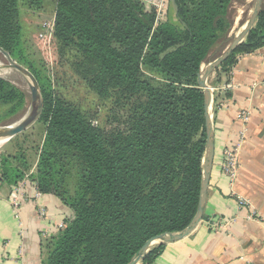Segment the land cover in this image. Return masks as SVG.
Instances as JSON below:
<instances>
[{"label":"trees","instance_id":"16d2710c","mask_svg":"<svg viewBox=\"0 0 264 264\" xmlns=\"http://www.w3.org/2000/svg\"><path fill=\"white\" fill-rule=\"evenodd\" d=\"M234 1L170 0L177 22L167 7L166 19L155 23V11L142 0H52L54 39L77 50L82 79L118 109L121 121L105 130L45 86L25 56L20 7L37 10L44 0H0V49L36 78L45 132L34 171L19 152V164L3 159L0 182L15 185L27 175L72 210L46 242L41 264H127L152 236L188 225L205 151L197 75L221 41L227 46ZM263 46L264 4L218 72L229 73L239 55ZM25 99L0 77L2 118ZM71 167L77 170L73 195L66 188ZM164 245L152 246L139 264H152Z\"/></svg>","mask_w":264,"mask_h":264},{"label":"crops","instance_id":"0c3cea01","mask_svg":"<svg viewBox=\"0 0 264 264\" xmlns=\"http://www.w3.org/2000/svg\"><path fill=\"white\" fill-rule=\"evenodd\" d=\"M168 10L171 22H177L175 7L169 4ZM239 20L233 21L230 32ZM211 76L212 87L219 91L213 94L214 156L203 217L188 236L165 243L152 264H264V46L239 55L229 73L214 71ZM240 109L250 111V120L240 168L231 182L221 171L222 149L235 138ZM22 182L23 196L16 208L7 198L14 185L0 182V264H41L46 242L72 216L57 196H36L30 177ZM239 197L249 206H239ZM40 208L45 218L39 216ZM251 210L260 219L247 218Z\"/></svg>","mask_w":264,"mask_h":264},{"label":"rangeland","instance_id":"374dc122","mask_svg":"<svg viewBox=\"0 0 264 264\" xmlns=\"http://www.w3.org/2000/svg\"><path fill=\"white\" fill-rule=\"evenodd\" d=\"M255 1L256 0H235L233 2L231 7L233 21L238 17L240 18V20L234 24V28L239 27L249 18L254 8ZM53 15L54 3L52 0H44L42 7L37 10L30 9L26 5L20 7V19L24 40L23 46L26 58L34 65L36 71L40 75L41 81L45 86L50 85L56 96L63 98L79 109L93 124L105 130L113 129L121 121L120 114L117 111L118 109L114 106L111 98H99L82 79V68L80 66L82 56L77 50L71 45L62 46L54 37L48 45L49 48H46L43 43L39 41L37 35L41 23L44 20L52 18ZM234 32L235 29L230 32L229 40L226 45L231 42ZM224 43L225 42L221 41L218 45V50H216L213 55H210L202 65L216 58L222 52L221 49L224 47ZM5 63H7V60L0 52V64ZM21 65L28 69L25 64L21 63ZM214 71H218V69L216 68L211 71L207 78L211 86H213L215 80L214 77L211 76ZM144 76L150 79H155L156 77L152 76L150 73H146ZM0 77L7 80L26 96L24 107L19 109L16 113L2 118L0 112V126L14 125L25 118L31 109L28 80L15 69H1ZM44 136V126L42 123H39L37 119L18 135L6 141L0 140V164L3 163V159L6 157L10 158L12 164H19L18 159L15 157L17 153L21 152L26 162L32 165V170L34 171L38 160V153L44 141ZM70 171L71 173H69L67 177L66 188L68 193L73 195L76 189V167H71Z\"/></svg>","mask_w":264,"mask_h":264},{"label":"water","instance_id":"95a60500","mask_svg":"<svg viewBox=\"0 0 264 264\" xmlns=\"http://www.w3.org/2000/svg\"><path fill=\"white\" fill-rule=\"evenodd\" d=\"M264 0H256L254 8L249 18L239 27L236 28L231 42L226 48L212 61L208 62L204 66H201L197 81L200 87L204 91V116H205V151L202 160V171L198 194L197 209L188 223V225L180 231L171 232L166 231L149 238L141 248L136 252L134 257L127 264H139L140 260L147 253V251L154 245L160 243H168L178 241L188 236L199 224L203 217V210L205 205V196L208 188L209 176L213 164L214 156V129L212 122V104H213V93L210 85L207 82L208 75L211 71L219 67V65L236 49L239 43L244 39L247 31L253 26ZM0 52L4 55L7 63L0 64L1 69H15L25 76L28 80V86L30 91V111L28 115L23 118L20 122L14 125L0 126V140L6 141L33 124L39 117L43 101L41 98L38 82L34 75L23 65L17 63L11 56L0 49Z\"/></svg>","mask_w":264,"mask_h":264},{"label":"built area","instance_id":"2783aa9c","mask_svg":"<svg viewBox=\"0 0 264 264\" xmlns=\"http://www.w3.org/2000/svg\"><path fill=\"white\" fill-rule=\"evenodd\" d=\"M143 3L147 4V10L153 9L155 11V23L164 21L166 19V11L167 7L169 5L170 0H142ZM53 32H54V15L52 18L48 20H44L41 23L40 30L38 32V39L43 43V45L46 48H49L48 45L50 44L51 40L53 39ZM231 84H226L225 88H230ZM212 93L215 94L219 91V88H214L210 86ZM214 100V95H213ZM213 108V104H212ZM236 120L239 122V128L236 131L235 138L232 142L227 144L222 149V163H221V171L224 175H226L229 178V181H233L239 171L240 168V152L242 149V146L245 142L247 131H248V122L250 120V111L247 109H240L236 113ZM27 176V175H26ZM24 182L15 184L11 191L9 192L7 198L11 205L16 208L20 202V197L23 196V185ZM36 189V196H39L42 194L40 192L36 185L34 184ZM239 206H249V201L244 198H237ZM39 216L45 218L46 212L43 208L39 209ZM247 218H255L260 219L258 214L255 212V210L249 211V215H247ZM64 227V223L59 224V229Z\"/></svg>","mask_w":264,"mask_h":264},{"label":"bare ground","instance_id":"6f19581e","mask_svg":"<svg viewBox=\"0 0 264 264\" xmlns=\"http://www.w3.org/2000/svg\"><path fill=\"white\" fill-rule=\"evenodd\" d=\"M240 9V8H239ZM237 11V10H236ZM243 11V10H242ZM241 14V13H240ZM241 16V15H240Z\"/></svg>","mask_w":264,"mask_h":264}]
</instances>
